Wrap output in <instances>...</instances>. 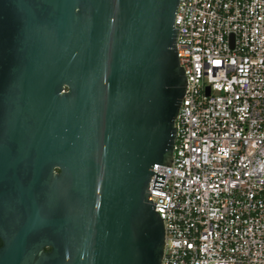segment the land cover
I'll list each match as a JSON object with an SVG mask.
<instances>
[{"label":"water","instance_id":"1","mask_svg":"<svg viewBox=\"0 0 264 264\" xmlns=\"http://www.w3.org/2000/svg\"><path fill=\"white\" fill-rule=\"evenodd\" d=\"M177 3L0 0V264H160Z\"/></svg>","mask_w":264,"mask_h":264},{"label":"built area","instance_id":"2","mask_svg":"<svg viewBox=\"0 0 264 264\" xmlns=\"http://www.w3.org/2000/svg\"><path fill=\"white\" fill-rule=\"evenodd\" d=\"M186 87L151 190L160 264H264V0H178Z\"/></svg>","mask_w":264,"mask_h":264},{"label":"trees","instance_id":"3","mask_svg":"<svg viewBox=\"0 0 264 264\" xmlns=\"http://www.w3.org/2000/svg\"><path fill=\"white\" fill-rule=\"evenodd\" d=\"M0 245H1V243H0ZM45 251H48V249H45Z\"/></svg>","mask_w":264,"mask_h":264}]
</instances>
